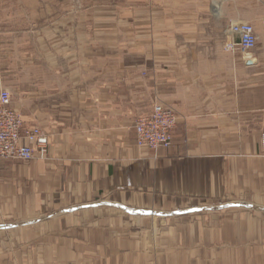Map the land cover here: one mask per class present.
I'll use <instances>...</instances> for the list:
<instances>
[{
	"label": "crops",
	"instance_id": "obj_1",
	"mask_svg": "<svg viewBox=\"0 0 264 264\" xmlns=\"http://www.w3.org/2000/svg\"><path fill=\"white\" fill-rule=\"evenodd\" d=\"M53 1L50 24L0 31V91L50 142L44 161L0 159L13 260L39 243L30 258L70 264H264V0ZM238 21L256 30L247 54L225 50ZM157 103L178 117L155 153L134 123Z\"/></svg>",
	"mask_w": 264,
	"mask_h": 264
},
{
	"label": "built area",
	"instance_id": "obj_2",
	"mask_svg": "<svg viewBox=\"0 0 264 264\" xmlns=\"http://www.w3.org/2000/svg\"><path fill=\"white\" fill-rule=\"evenodd\" d=\"M225 50L242 54L254 50L258 44L255 27L246 21L231 23ZM173 107L157 103L149 115L135 120L136 145L157 153L169 150L173 144V133L177 125ZM264 149V135H263ZM49 137L39 127H28L22 115L12 106V96L7 90L0 91V159L44 161L49 156Z\"/></svg>",
	"mask_w": 264,
	"mask_h": 264
},
{
	"label": "rangeland",
	"instance_id": "obj_3",
	"mask_svg": "<svg viewBox=\"0 0 264 264\" xmlns=\"http://www.w3.org/2000/svg\"><path fill=\"white\" fill-rule=\"evenodd\" d=\"M241 2V0H239ZM60 7L63 5L65 8L67 7H73L74 9H85L87 7H96V6H121V5H133L134 0H61ZM144 2V1H143ZM149 3L150 0H147ZM59 3L54 2L53 0H0V31L6 32L7 30H13V31H22V29L26 28H34L40 27L46 24H50L54 21V13L52 12L54 8H57L56 6ZM67 5V6H66ZM64 8V9H65ZM240 15H245L244 7L240 11ZM50 22V23H48ZM229 212H219V214H214L217 218H219V221L221 223H226L228 221H231L233 219V216L237 214V212H233L232 214H228ZM242 213L240 217H242L243 214L250 213L249 211L247 213ZM211 215L209 214L203 217V218H191L189 217V222H194L196 220H203L205 223H210ZM237 215V216H238ZM163 238V236L158 237L159 241ZM46 246V244H43L41 251H43V248ZM162 246V247H161ZM158 247V250L160 251V258L162 256H166L163 245ZM21 256H24V258L13 260L11 253V247L6 246L3 244L2 241H0V264H70V258H43V259H33L29 257V252L38 251L39 243H32L28 246L21 245L18 246ZM9 249V250H8ZM232 248L229 247H222V253L228 254V256L232 253ZM234 249H246L242 247H234ZM208 255L212 254L213 251H216V249H212L207 246L206 249ZM217 251L220 252V249H217ZM38 253V252H37ZM41 255L47 254L46 252H40ZM32 255V254H31ZM34 255V253H33ZM226 256V257H228ZM225 257V258H226ZM224 264H227L224 262ZM243 264H248V262H243Z\"/></svg>",
	"mask_w": 264,
	"mask_h": 264
}]
</instances>
